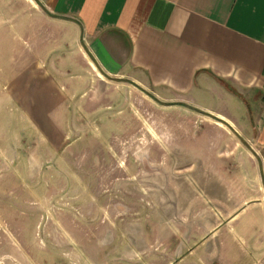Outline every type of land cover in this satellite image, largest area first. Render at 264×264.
<instances>
[{"label":"rangeland","instance_id":"obj_1","mask_svg":"<svg viewBox=\"0 0 264 264\" xmlns=\"http://www.w3.org/2000/svg\"><path fill=\"white\" fill-rule=\"evenodd\" d=\"M1 17L0 264L259 259L247 251L258 252L246 230L251 222L243 220L247 212L213 231L211 215L230 212L207 200L215 176L242 189L235 207L248 198L240 176L227 174L235 162L218 158L223 131L167 109L131 78L105 77L94 68L29 73L38 64L24 62V31L7 29ZM204 96L208 106L240 122L225 96L221 104ZM237 163L249 166L246 158Z\"/></svg>","mask_w":264,"mask_h":264},{"label":"crops","instance_id":"obj_2","mask_svg":"<svg viewBox=\"0 0 264 264\" xmlns=\"http://www.w3.org/2000/svg\"><path fill=\"white\" fill-rule=\"evenodd\" d=\"M0 16L7 29L24 31V62L38 64L24 73L94 68L131 78L167 109L223 131L218 158L235 162L227 174L240 176L248 198L235 207L242 189L217 175L206 186L207 200L230 212L205 216L215 218L216 231L247 212L243 220L251 222L246 230L258 252L247 251L258 253L254 264H264V0H3ZM204 95L220 104L225 96L240 122L208 106ZM243 158L248 167L238 165Z\"/></svg>","mask_w":264,"mask_h":264}]
</instances>
